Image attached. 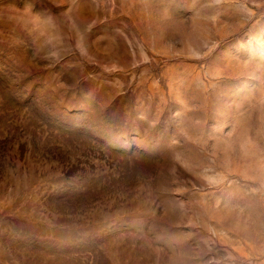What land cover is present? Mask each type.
<instances>
[{
	"label": "rangeland",
	"instance_id": "374dc122",
	"mask_svg": "<svg viewBox=\"0 0 264 264\" xmlns=\"http://www.w3.org/2000/svg\"><path fill=\"white\" fill-rule=\"evenodd\" d=\"M0 264H264V0H0Z\"/></svg>",
	"mask_w": 264,
	"mask_h": 264
}]
</instances>
